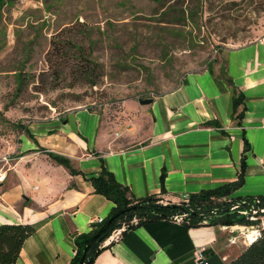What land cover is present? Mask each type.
Segmentation results:
<instances>
[{
    "label": "crops",
    "instance_id": "obj_1",
    "mask_svg": "<svg viewBox=\"0 0 264 264\" xmlns=\"http://www.w3.org/2000/svg\"><path fill=\"white\" fill-rule=\"evenodd\" d=\"M222 65L243 94L235 111L232 88L217 75ZM151 97L148 104L125 100L136 118L118 123L78 106L67 110L64 120L51 116L27 125L0 182V223L34 226L14 264L70 261L75 235L87 232L92 220L106 217L112 207L88 179L101 160L136 197L159 194L164 170L162 196L175 201L236 179L243 154V182L230 195L264 196V35L223 47L206 66ZM50 152L67 157L78 172L71 173ZM233 233L219 224L145 221L102 247L90 264H198L194 250L200 245L206 264H223L245 244L240 238L228 243Z\"/></svg>",
    "mask_w": 264,
    "mask_h": 264
},
{
    "label": "rangeland",
    "instance_id": "obj_2",
    "mask_svg": "<svg viewBox=\"0 0 264 264\" xmlns=\"http://www.w3.org/2000/svg\"><path fill=\"white\" fill-rule=\"evenodd\" d=\"M167 3L193 18L163 28L157 17ZM263 35L264 0H0V167L31 122L78 106L117 123L134 119L125 100L170 89L223 47ZM87 61L94 72H83ZM16 73L24 75L20 88Z\"/></svg>",
    "mask_w": 264,
    "mask_h": 264
},
{
    "label": "trees",
    "instance_id": "obj_3",
    "mask_svg": "<svg viewBox=\"0 0 264 264\" xmlns=\"http://www.w3.org/2000/svg\"><path fill=\"white\" fill-rule=\"evenodd\" d=\"M161 5L163 9L160 11L159 22L165 29L177 30L176 24L180 20L186 18L192 19V11L186 8H181L179 12L172 11L174 5ZM83 56L84 51L80 46H76ZM59 47V45H58ZM87 66H84L83 72H94L97 64L92 61H87ZM92 66V67H91ZM217 75L222 78L232 88V108L233 111L236 107L242 103L243 94L242 91L233 83L232 79L225 71L222 65L217 72ZM24 75L16 73L17 85L20 88V83ZM144 95L143 97H147ZM151 96V95H149ZM89 110H94L91 107H87ZM242 110H239L236 115L241 117ZM61 120L65 119V116L60 117ZM204 124H217L214 120H206ZM26 131V128L24 129ZM24 131V132H25ZM248 148V143L244 140L243 150ZM50 157L58 163L65 165L71 173L78 172L77 169L73 168L67 157L49 153ZM243 168H244V155L242 154L240 159V167L237 172L236 179L224 183L222 185L200 189L196 192L185 193L182 195L181 202L175 203L167 201L166 203L159 202V197L165 192L163 186L164 170L161 171L160 179V191L158 193H151L142 197H136L125 184L120 183L115 178L112 171L106 168L103 161L101 160L100 167L97 171L93 172L88 176L93 191L105 196L112 202V207L109 214L102 218L101 222L91 223V228L87 232H81L75 235V253L71 257L69 264H78L79 257L81 255L83 246L89 239V237L98 229V227L111 215L116 214L110 224L102 231L97 238L89 246L85 261L88 264L93 260L94 256L100 251V249L106 245L100 246V242L111 232V230L117 226L124 219H129L131 216L136 217L135 222L126 223L121 229L120 235L127 229L141 224L145 221L167 219L174 221V215L185 213L179 222H184L187 226L197 225H225L228 226L232 223H244L245 218L240 216L237 212L230 210L227 206L230 201L216 202L215 197L230 194L243 182ZM260 201L264 203V196H258ZM251 200L252 197H234L231 201L236 200ZM186 203H184V202ZM133 209L119 212L121 209L133 206ZM206 220V221H205ZM34 230V226L30 223H0V264H14L18 256L21 244L26 236L31 234ZM166 264H173L171 262ZM223 264H264V227L262 228L261 234L255 239L251 240L242 246L239 252L225 261Z\"/></svg>",
    "mask_w": 264,
    "mask_h": 264
},
{
    "label": "built area",
    "instance_id": "obj_4",
    "mask_svg": "<svg viewBox=\"0 0 264 264\" xmlns=\"http://www.w3.org/2000/svg\"><path fill=\"white\" fill-rule=\"evenodd\" d=\"M9 155H3L2 159L5 163L9 162ZM6 176V168L0 167V182L4 180ZM255 202L252 200H243L242 202L231 201L228 199V208L237 212L240 216L245 218L244 223H235L225 227L235 229L236 233L230 234L227 238L228 243L233 242L236 238H240L242 243H249L261 234L262 228L264 227V203L260 201L258 196H252ZM185 213L174 215L175 221H180ZM103 217L97 216L92 221L101 222ZM233 226H237L236 228ZM123 229V228H121ZM121 230H112L101 242L100 246L108 244L111 240L117 239L120 236ZM205 246L200 245L194 250V259L198 264H206L207 260L204 255ZM75 253V250L73 254ZM69 264V262L65 263Z\"/></svg>",
    "mask_w": 264,
    "mask_h": 264
},
{
    "label": "water",
    "instance_id": "obj_5",
    "mask_svg": "<svg viewBox=\"0 0 264 264\" xmlns=\"http://www.w3.org/2000/svg\"><path fill=\"white\" fill-rule=\"evenodd\" d=\"M153 100V98L151 96H147V97H140L138 96L137 97V101L138 103L140 104H148L150 103L151 101ZM252 201L255 202V199L252 198L251 199ZM243 200H236V202H242ZM134 208V205L133 206H130V207H127V208H124V209H121L119 212H123L125 210H129V209H133ZM117 213L109 216L99 227L98 229L89 237V239L87 240V242L85 243V245L83 246V249H82V252H81V255L79 257V260H78V264H88V261H85V256H86V252L89 248V246L91 245V243L97 238V236L106 229V227L110 224V222L113 220V218L116 216ZM206 221V220H205Z\"/></svg>",
    "mask_w": 264,
    "mask_h": 264
},
{
    "label": "bare ground",
    "instance_id": "obj_6",
    "mask_svg": "<svg viewBox=\"0 0 264 264\" xmlns=\"http://www.w3.org/2000/svg\"><path fill=\"white\" fill-rule=\"evenodd\" d=\"M233 227H235V228H236L237 226H233Z\"/></svg>",
    "mask_w": 264,
    "mask_h": 264
}]
</instances>
